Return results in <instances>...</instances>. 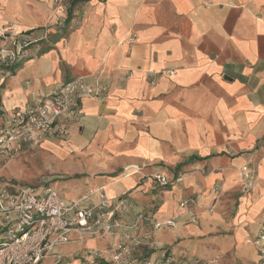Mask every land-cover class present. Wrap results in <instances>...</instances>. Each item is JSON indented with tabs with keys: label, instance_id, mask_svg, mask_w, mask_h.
Instances as JSON below:
<instances>
[{
	"label": "crops",
	"instance_id": "0c3cea01",
	"mask_svg": "<svg viewBox=\"0 0 264 264\" xmlns=\"http://www.w3.org/2000/svg\"><path fill=\"white\" fill-rule=\"evenodd\" d=\"M53 5L0 0V27L40 39L17 68L0 69V126L8 109L30 107L58 84L100 81L107 96L83 97L66 132L42 145L74 171L72 200L101 188L115 202L134 201L106 247L127 236L132 250L156 244V257H255L249 241L264 225V0H69L63 32L46 26ZM242 167L256 174L249 191ZM157 172L170 184H156ZM189 197L199 203L196 221L181 206ZM140 213L152 221L131 228ZM170 217L176 227L154 230Z\"/></svg>",
	"mask_w": 264,
	"mask_h": 264
},
{
	"label": "built area",
	"instance_id": "2783aa9c",
	"mask_svg": "<svg viewBox=\"0 0 264 264\" xmlns=\"http://www.w3.org/2000/svg\"><path fill=\"white\" fill-rule=\"evenodd\" d=\"M64 1L54 0V4L62 5ZM10 38L13 47L0 52V60L8 64L22 60L27 56L30 45L39 40L27 32H19ZM107 94L106 85L100 81L90 82L83 75L58 84L45 99L26 109L16 110L5 126L0 127V159L18 154L26 146L33 147L63 135L67 128L65 119L78 116L79 102L83 97L105 98ZM241 171L243 187L249 191L254 186L256 174L246 167H242ZM153 179L160 186H167L171 182L161 172L155 173ZM177 180L181 181L182 176ZM213 190L217 196L221 195L219 186H214ZM94 193H98V201L82 206V203L93 198ZM134 206L133 200H111L101 188L91 189L80 199L68 200L60 189L53 186L37 188L23 185L10 190L6 185H1L0 264H43L47 258L55 259L51 264H61L63 257L56 252L59 246L75 240L107 237L115 228L125 226L118 218L119 212L129 213ZM181 206L191 214L192 221L198 219V215L191 212V207L199 206L195 198L183 199ZM143 221H152V218L140 213L131 228ZM177 223V217H170L163 221L156 220L153 228L176 227ZM261 239L264 240V235ZM130 250L128 241L123 239L114 246L111 259H99V250L96 249L79 264H216L215 259L189 261L171 255L138 258L129 255Z\"/></svg>",
	"mask_w": 264,
	"mask_h": 264
},
{
	"label": "rangeland",
	"instance_id": "374dc122",
	"mask_svg": "<svg viewBox=\"0 0 264 264\" xmlns=\"http://www.w3.org/2000/svg\"><path fill=\"white\" fill-rule=\"evenodd\" d=\"M68 1L69 0H66L63 3ZM52 3H54V0H52ZM60 6L61 5H57V3L52 6L53 17H50L51 21L49 25H46L47 27L58 25H61L59 26V29L63 27L64 20L61 19L62 14L60 12ZM64 13L66 14V11H64ZM55 16L56 19H58L57 21L54 19ZM14 29L15 26L13 23H8L0 27V52L3 49L7 50L13 47L10 36L19 33V31H14ZM24 58H26V56ZM0 63L7 64L2 60H0ZM0 71L3 72L2 70ZM1 81H4V79H1ZM25 108L26 107H22V109ZM13 111V108L8 109V116H12L14 114ZM3 126L1 125L0 127ZM42 144L43 142L33 147L26 146L22 152L12 157L1 158L0 186L6 185V187L10 188V190L23 185H33L37 188L53 186L60 189L64 198L72 200V196L76 194L75 191L77 190V187L74 191L71 186L66 184V182L68 183L70 182L69 180H74V178H76L74 171L67 170L65 167L66 160L63 159L64 162L62 163L61 160L55 156L53 150L48 147H44ZM81 189L82 188H79V190ZM85 190L86 189H84V191ZM86 204V202L82 203V206H86ZM262 235H264V225L261 227L259 234L249 241V245L254 247L255 257L249 255V251L247 252L242 250L225 251L212 259L203 258L206 256L201 257L196 253L197 251L194 252L193 255H188L189 253L182 252L181 256L186 255L189 258H179L174 255V251H172V254H168L169 252L167 254L176 259H187L189 261H195L197 259L208 261L215 259L216 264H264V240L261 239ZM105 238H88L83 241L75 240L59 246L56 252L61 254L63 257L61 264H79L83 258H88L89 254L91 255L96 249L99 250V259L104 257L111 259L114 254V246L107 248L106 246L109 244L111 245L112 241L106 240ZM128 239L129 238L127 236L124 238V240ZM128 244L130 245L129 240ZM147 245L148 247L140 250H132L131 248L129 255L138 258H145L154 252H160L159 247H155L156 244ZM54 261L55 259L53 258H47L44 260L43 264H51Z\"/></svg>",
	"mask_w": 264,
	"mask_h": 264
},
{
	"label": "trees",
	"instance_id": "16d2710c",
	"mask_svg": "<svg viewBox=\"0 0 264 264\" xmlns=\"http://www.w3.org/2000/svg\"><path fill=\"white\" fill-rule=\"evenodd\" d=\"M65 22V21H64ZM63 29H62V32H63V30H64V26L62 27ZM27 33H29V31H27ZM40 40V39H39ZM39 40H38V42H39ZM35 43H37V42H35ZM35 43H33L32 45H34ZM32 45H30V47L32 46ZM29 49V48H28ZM27 57V56H26ZM25 59V58H24ZM23 59V60H24ZM23 60H19V61H17V62H15V63H13V64H1L0 63V68L1 69H15V68H17L18 66H19V64L23 61Z\"/></svg>",
	"mask_w": 264,
	"mask_h": 264
}]
</instances>
